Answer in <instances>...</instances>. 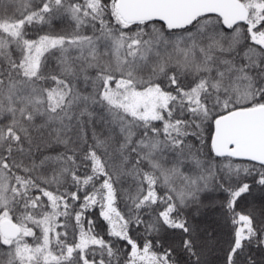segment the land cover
<instances>
[{
  "label": "snow or ice",
  "instance_id": "obj_1",
  "mask_svg": "<svg viewBox=\"0 0 264 264\" xmlns=\"http://www.w3.org/2000/svg\"><path fill=\"white\" fill-rule=\"evenodd\" d=\"M0 264H264V0H0Z\"/></svg>",
  "mask_w": 264,
  "mask_h": 264
}]
</instances>
